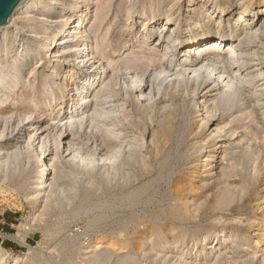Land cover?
I'll return each mask as SVG.
<instances>
[{
    "label": "rangeland",
    "instance_id": "1",
    "mask_svg": "<svg viewBox=\"0 0 264 264\" xmlns=\"http://www.w3.org/2000/svg\"><path fill=\"white\" fill-rule=\"evenodd\" d=\"M191 1L84 0L78 4L74 3L76 0L60 1L62 5L55 6L49 19L57 23L48 27L37 16H23L15 20L11 30L19 28L21 34L1 35L0 74L14 73V68L20 72L21 86L14 85L9 89L14 91L7 94L12 95L13 103H26V107L19 106L18 111L11 102L7 108H0V132L5 128L6 136L13 137L23 129L26 115L36 116L35 126L22 132L24 138L20 143L11 141V147L4 145L1 150L9 158L0 162V245L19 256V264H180L182 255L189 250L192 257L198 256L197 260H190L191 264H263L262 253L253 247L257 233L242 232V219L247 216L235 213L234 202H229L226 195L234 181L244 185L259 181L258 168L251 156L255 152L264 156V69L255 66L264 67V28H261L264 15L252 22L253 31L255 28L260 36L253 43L252 52L255 50L256 56L250 55V65L242 57L230 60L228 47L237 41H220L214 47L216 55L220 54V60L225 62L226 67L222 62L225 71L229 72L230 64L231 69L239 71L242 87L229 93L233 95L230 103L223 104L220 98L212 101L210 110L217 117L225 116L239 133L243 146L252 152L224 157V176L219 178L207 174L201 163L210 151L204 148L211 145L213 138L202 116L203 106L193 100L195 85L187 82L188 73L183 68L175 75L161 66L168 63L169 59L163 56L166 51H170L168 56L188 55L182 46L185 37L194 39L200 34H212L215 25L198 16L208 13L216 2L227 0ZM229 1L239 4L242 0ZM260 1L251 0L250 4ZM198 4L206 6L202 13H198L201 9ZM71 5L77 6L68 14ZM194 9L198 11L193 13ZM83 12L87 14L85 38L73 39L71 34L68 44L51 48L65 54V58L55 62L50 54L41 52L45 43L62 39L57 33L63 25L58 23L60 16L75 22ZM170 14L175 15L178 24L169 31L166 26L164 31ZM193 18L199 19L194 26ZM222 25L223 29L228 28V22ZM172 30L171 40L177 41L175 50L163 47L152 50L157 42L165 41L159 39L160 33L170 34ZM148 32L152 35L147 41ZM83 39L89 47L86 56L79 52ZM228 59L238 63L234 65ZM15 61L21 66L14 67ZM53 64L63 70L59 76L53 75ZM129 65L139 76L144 75L145 83L152 71L161 74L162 87L159 94L153 93L152 101L141 100L138 92L129 88L126 77ZM37 66L41 68L34 70ZM33 71L39 77L29 79ZM181 73L184 75L177 76ZM249 73L254 74L246 76ZM245 76L249 84L243 81ZM96 78L97 83L88 86ZM83 81L87 84L83 85ZM85 89L88 94H82ZM84 97L88 103L80 106ZM32 104L39 105L38 110ZM72 104L80 107V115L84 114L73 119L69 126L55 116L63 106L70 117L77 116V112H70ZM35 133L46 138L44 150L42 140L34 146L29 144V138L37 136ZM222 156L218 154L212 166ZM40 179L47 188L36 205ZM263 183L261 177L260 184ZM222 232L225 237L216 235ZM204 237H207L205 247L201 243ZM224 239L228 242L224 243ZM211 246H216L215 251Z\"/></svg>",
    "mask_w": 264,
    "mask_h": 264
},
{
    "label": "bare ground",
    "instance_id": "2",
    "mask_svg": "<svg viewBox=\"0 0 264 264\" xmlns=\"http://www.w3.org/2000/svg\"><path fill=\"white\" fill-rule=\"evenodd\" d=\"M60 1L61 2H66L67 0H22L19 3V5L17 6V8L15 9L14 13L12 14L9 22L6 25L0 27V37H1V35L2 36L3 35L6 36L7 34H10V36H13L12 34H14V35L21 34V32L17 31V29L19 30V28H16V31H14V32L11 31V30L15 27L14 26L15 25L14 24L15 20L18 19V18L22 19L23 16L24 17L25 16L27 17L29 15H33L31 17H35V16H37L38 18L40 17L42 19H40V18L39 19L36 18V19L39 20V21H44L45 23H47L46 25L48 27H50L53 23H57V22H54V20L52 22L49 19L51 17H53L52 16V13L54 11L55 6L56 5H62L60 3ZM79 2H84V0H76V2H74V3L78 4ZM212 2H213V0H212ZM250 2H251V0H242L241 2H239V4H237V3H235V1L232 2V1L227 0V1H223L222 3H217L216 2L214 5L210 6L209 7V8H211L210 11L208 13H206L205 15L202 14V15L198 16V18L200 17L202 20H203V18H205V20H208V21L212 22L215 25L216 30H214V32L212 34H209V35L200 34L197 37H195L194 39H189V37H187V38L185 37L183 39V41H182V43H183L182 46L183 47L185 46L184 48H186L187 50L185 49L184 50V53L188 51V55L187 54L186 55H183V54L181 55V53H179L180 55L179 54H177V55L176 54H173V55L168 56V54H169L170 51H166V52L164 51L166 53V54L163 55L164 58L165 59H169V60H168V63L167 64H164L165 66H163V64L161 65L162 68L164 67L165 70L168 69V71L171 72V73H173V71H174L173 74H175V75L179 72L178 69L180 67L183 68L185 70L186 74L188 73L187 74L188 75L187 82L188 83H192V84L195 85L194 86V99L193 100H195L196 102H198L200 105L203 106V108H204V110H203L204 115H202V116H205L204 117V120L206 121L205 124L208 125V131H211V137L213 138V141L210 143L211 145L210 146L207 145V147L205 146V148H204V149L210 148V151L208 152L209 153L208 156H206L203 159V162H201V163H202L203 168L206 169V173L207 174L212 175V176L213 175H217V177H219V178H220L221 175H223L222 172L224 171V169H223L224 167H222L223 166V158L224 157H227V156H230V155H234V154H245V153L248 152V149H247L248 147L245 148L243 146L242 141L240 140L239 133L236 131V129L232 128L231 123L229 121H227V118L225 116L222 115V117H217V113L216 112L214 113V111L210 110L211 109L210 108V105H211L210 103L212 101H215L217 99L219 100V98H220L219 101H221L223 104H227L230 101L229 99H230V96H231L229 93L232 90H234V89L236 91V87H240V90H241V87H242V86H239L242 83V81L240 80L239 74H238L239 71H235L233 68L231 69L230 68L231 67V64L229 65V68H227V70L230 73L227 72V71H225L226 70V68H225L226 67L225 66V62H224V60L223 61L220 60V58H221L220 54L216 55V53L214 52V47L220 41H222L224 43L225 42L231 43V42L237 41V42L233 43L232 45H230L228 47L229 48L228 49V54H230L229 55L230 56L229 57L230 60L231 59H234L233 60V62H234L235 61V58L242 57L243 61H245V64H247V65H250L251 64L250 63L251 62V59L253 58V56H256V53H253L255 50L252 52L253 43L255 42V40L257 39V37L260 36V34L256 31L255 28H254V31H253L252 22L255 19L256 20L257 19H260L261 16L264 15V0H261L256 5L253 4V3L250 4ZM190 3H193V1L190 0ZM198 5H200V4H198ZM76 6L77 5H71L68 14L71 13L72 10L74 11L76 9ZM200 7H201V9H200V11L198 13H202L204 11V9H206V6L204 4H201ZM197 11H198L197 9H194L193 10V13H195ZM64 12H66V11H64ZM235 15L236 16L238 15V17L235 18ZM174 16L171 15V14L167 16L166 24H165V27L163 28L164 31L166 30V26H168V31H169L170 28H171V26H173L174 24H178V21H177L176 17H174ZM60 17H61L60 18L61 21L58 22V23L63 24V25H62V27L59 29V31L57 33H58V36L61 35L62 39L59 40V41H57L55 39L54 41L52 40L53 41L52 43H45V45L43 46V48L41 50V52H46V53L50 54V57L53 58L55 60V62H57L56 59H58V58H62L63 59V57L65 56V54H61L58 51L54 52L55 50H53V49H56V47H58V46H62V45L68 44L70 42L68 39H69V36L71 34L73 35V39H78L79 37L85 38L84 37V34H85V31L84 30H85L86 27H84V23L86 21L87 14H85L84 12L83 13H80V15L78 16V19L75 22H72V19H69L70 17L69 18L63 17V16H60ZM98 18H99V16H98ZM248 18H250V19L248 20ZM194 19L195 18L191 19L192 20V22H191L192 24L191 25H193V26L196 25L198 23V21H199V19L198 20H196V19L194 20ZM232 21H235L234 26H233V24L231 25V22ZM223 22L224 23H227L228 22V28L226 30L223 29V25H222ZM101 25H102V22L98 24V26H101ZM231 26H232V28H231ZM261 28H264V27H261ZM259 29H257V30H259ZM154 31H156V30H154ZM150 33L151 32H148L146 34V36H145V39L147 41L150 40V38H151V35L152 34L150 35ZM167 33H164V32H161L160 33L159 39L161 38V39H164L165 41L162 42V43H158L157 42L156 43L157 44L156 47L152 48V50H155L157 47L158 48L163 47V50L164 49H167V50L169 49L170 50L171 48H172L171 49L172 51L175 50V44H176L177 41L171 40L174 31L172 30V32H170V34H169V32H167ZM86 37H87V35H86ZM5 39H6V37H5ZM214 39L216 40L215 43L212 42ZM208 41H210V42H208ZM205 42H206V44H203ZM165 44H167V45L165 46ZM169 45H170V47H169ZM82 46H83V47H81L82 49L79 51L81 56L85 55L89 51V47H88L87 40H84ZM239 46L242 47V48H239L238 49ZM51 48H53V49H51ZM156 51H157V49H156ZM53 52H54V56H52L53 55L52 54ZM220 53H221V51H220ZM156 54H157V52H156ZM162 54L163 53H161V55ZM250 55L252 56V58H250ZM88 56L89 55H87V57ZM131 58H133V57H131ZM53 59H51V61ZM248 59H250V62H248ZM89 61H91V60H89ZM160 62H162V61H160ZM222 62H223V64H224L225 67H223ZM230 62L232 63V61H230ZM127 63H129V61ZM226 63H228V62H226ZM237 63L238 62L236 61L235 64H237ZM19 64H20L19 62L15 61V63L13 65H14V67H17V66L19 67V66H21ZM220 64L222 66L219 69L218 67H219ZM232 64H234V63H232ZM255 66H260L262 70L264 69V67L261 64H255ZM135 67H136V65H135ZM40 68L41 67H38L37 66L34 70H37V69H40ZM136 68H138V67H136ZM158 68H160V67H158ZM14 69H15V72L14 73L13 72L12 73L10 72V73L0 74V108H3V107L4 108H7V106H9L11 102L13 103V100H10V98L12 97V95L11 94H7V92L10 93V92H13L14 90L12 91V90H9V89L11 87H12L11 89H13L14 85H15V87H19V85L21 86V84H19V83H21V81H20L21 80V76H19L20 72H18L16 70V68H14ZM72 69L73 68H69L68 70H72ZM125 69H126V67H125ZM250 69H253V68L251 67ZM137 70H139V69H137ZM158 70H160V69H158ZM165 70H164L165 73L168 72V71H165ZM52 71H53V75H56V76H59V72H63V70L61 69V67L59 65H54V67H52ZM161 71H162V69H161ZM180 71H182V70H180ZM203 71H206V74L203 73ZM126 72H127V76L126 77H127L128 81H129V88L135 89L138 92V95H139L138 97L141 100H144L146 102H150V101L153 100L152 99L153 98V93H157V94L160 93V86L161 85L159 83V80L161 79V74H159L158 71H155L156 73H153V71H152V74L149 76L148 80L147 81L145 80L146 83L143 81L144 80V75L139 76L137 72L133 71V67L127 68L126 69ZM259 72H261V71H259ZM36 73L34 71L31 72V75L29 76V79L38 78L39 76H37ZM72 74L74 76L75 75V71H72ZM182 74L184 75V73H181V74H179L177 76L180 77V75H182ZM251 74L252 73H249L246 76H251ZM253 74H252V76H253ZM169 76H170V74H169ZM172 76H174V75H172ZM172 76L169 77V78H174L175 77V76L174 77H172ZM246 76L244 77L243 81L245 80ZM49 77L52 78V76H49ZM166 78H168V77H166ZM84 80H87V79H84ZM247 80L248 79L245 80L246 81L245 83H248ZM23 81H24V79H23ZM172 81H170V82H172ZM174 81L176 82L177 80H174ZM200 81L202 83H200ZM239 81H241V82H239ZM250 81H251V79H250ZM95 82L97 83V78L96 79H93L92 82H90L88 84V86H94V83ZM142 83L143 84L145 83L144 86L142 85ZM82 84L85 85L87 83H85V81H83ZM200 84H201V86H200ZM102 86L103 85H101V87ZM142 86H143V88H142ZM90 89H91V87L89 88V90ZM87 90L88 89H85L84 91H82V94H84V93H87L88 94L89 91L87 92ZM73 96H77V93H73ZM97 97H98V95L95 94L94 99L96 101H97ZM162 97H163V95H162ZM85 98L86 97H84L82 99V100H85V102H83L80 106L88 103V101H86L87 98L86 99ZM73 101L74 100H72V102ZM232 101L233 100H231V102ZM75 102H77V100ZM25 104L26 103H20V102L19 103H15L14 102L11 106L17 105V107H15V106L14 107L16 109H18V111H19V106L26 107ZM223 104H222V106H223ZM38 106H37V104L36 105H33L32 104V108L34 107L36 110H38L37 109ZM227 106H228V108H230L229 105H227ZM165 107H169V106H165ZM10 108H9V110H10ZM30 109H31V106H30ZM66 109L67 108L64 107V106L61 107L60 110H59V112L55 116L56 119H59L60 118L61 119L60 121L62 123L65 122L66 123L65 125L68 124L70 126V124H71V122H72L73 119L81 118L82 115L84 114V113L82 115L79 114L80 107L76 108V104L75 105L74 104L71 105V111L70 112H71V114H73V112H77V116L73 117V115H72V117H70L69 114L67 113ZM232 109H233V107H232ZM222 110H223V108H222ZM11 118H13V115L11 116ZM11 118L9 119V121H12ZM35 121H36V116L34 115V113L33 114L26 115L25 116V119H24V122H23V126H22L23 129H19V131H18V129H15L16 131H18V133H17V135H15L13 137L6 136V132L7 131L5 130V128H4V130H2L0 132V162L1 161L4 162V160H6V159L9 158V157H7L8 154L6 155L5 152H1V150L3 149V146L4 145H8L9 147H11L9 145L11 143V141L13 143H15V144L20 143V139L21 138H24L22 132H27V131L29 132L30 130H32V127H34L35 124H36ZM15 123H17V122H15ZM69 126L66 127L65 134L67 133V129L69 128ZM12 129H13V126H12ZM36 133H38V132H36ZM36 133H35V135H37V136H32L31 135L32 137L29 138V140H28V141H30L29 144L31 146H34V144H35L36 141L40 140V142H41V140H42V142H41V146L42 147L41 146L40 147L44 150V148H46L45 147V142H46L45 140H46V138L40 136V135H42V132H40V135H38ZM32 138H33V140H32ZM57 144H59V143H57ZM201 149H203V148H201ZM48 151L47 152L44 151V153L45 152L48 153ZM49 152L51 154V151H49ZM7 153H8V151H7ZM248 153H252V152H248ZM259 153H256V152L255 153H252L253 156H251L252 157V159H251L252 162L258 168L259 181L257 180L258 182L253 183V184L251 183L250 185H246V184L244 185L242 183L240 184L238 181H234L228 187V190L226 189L227 187L224 190H227V195L226 196L228 198H230L229 202L230 201L234 202L233 203L234 204V206H233L234 212L237 213V214H239V215H243V216L246 215L247 216L245 219H242L241 218L242 220H244V221H242V224H243L242 232L248 233L250 231H253V233H257V234L254 235V238L252 237L253 240H254L253 241L254 242L253 247H255V251L257 250V252L262 253L263 264H264V219H263L264 218L263 217L264 216L263 215V213H264V183L262 185L260 184L261 177L264 180V156L260 155ZM218 154H222L223 156L221 157L220 160H218V162H217V164L215 166L214 165L212 166V164L215 161L214 159H215V157H217ZM43 155H45V154H43ZM250 155L248 154L247 157L248 156L250 157ZM244 157H245V155H244ZM244 160H245V158H244ZM43 167L46 168L45 165H43ZM214 171H216V172H214ZM252 177H250V178H252ZM37 183H38V181H37ZM39 185H40V187L37 188V192L38 193H36L37 194V197L35 198V201H34L36 205H37V202H38V199H39L38 197L41 196L43 193H45V188H47V187H45L46 184L43 181H41V179L39 181ZM33 197H34V195H33ZM30 199H32V198H30ZM252 214H254V216H252ZM248 215L249 216H252V217H249ZM259 216H262V217H259ZM237 230H239V229H237ZM230 234H231V232H230ZM216 235L218 237H221V236L222 237H225L224 234H223V232H222V234L220 233V234H216ZM226 236H228V235H226ZM239 238H240V236H239ZM223 241H224V243H227L228 242V240H225V239ZM206 242H207V237H204L202 239V242H201L204 245L203 247L206 246ZM216 246L215 247H212L211 246V250H214L215 251ZM218 250H219V248H218ZM218 250H216V251H218ZM241 250L244 251L242 248H241ZM189 251L187 253H185V254L182 255V259L180 260V264H191L190 260H193V259L197 260L196 258L198 256L197 257L196 256L195 257H192V254ZM242 253L243 252H241V255H242ZM156 255H158V254H156ZM210 255H211V253H210ZM252 255L254 256V258L256 257V253H253ZM241 257H243V256H241ZM174 258H175V256H174ZM0 259H1V263H3V264H19L20 263V257L19 256H16V255L11 254L9 251L3 249L1 247V245H0ZM176 264H178V263H176Z\"/></svg>",
    "mask_w": 264,
    "mask_h": 264
},
{
    "label": "water",
    "instance_id": "3",
    "mask_svg": "<svg viewBox=\"0 0 264 264\" xmlns=\"http://www.w3.org/2000/svg\"><path fill=\"white\" fill-rule=\"evenodd\" d=\"M22 0H0V27L6 25Z\"/></svg>",
    "mask_w": 264,
    "mask_h": 264
}]
</instances>
